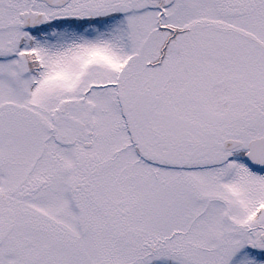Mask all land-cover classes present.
Instances as JSON below:
<instances>
[{
    "label": "snow or ice",
    "instance_id": "6c2138e0",
    "mask_svg": "<svg viewBox=\"0 0 264 264\" xmlns=\"http://www.w3.org/2000/svg\"><path fill=\"white\" fill-rule=\"evenodd\" d=\"M0 264H264V0H0Z\"/></svg>",
    "mask_w": 264,
    "mask_h": 264
}]
</instances>
